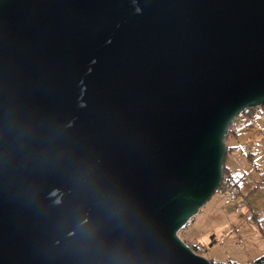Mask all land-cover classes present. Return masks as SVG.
Masks as SVG:
<instances>
[{
    "label": "water",
    "instance_id": "water-1",
    "mask_svg": "<svg viewBox=\"0 0 264 264\" xmlns=\"http://www.w3.org/2000/svg\"><path fill=\"white\" fill-rule=\"evenodd\" d=\"M264 102V0H0V264H212L178 235Z\"/></svg>",
    "mask_w": 264,
    "mask_h": 264
},
{
    "label": "rangeland",
    "instance_id": "rangeland-1",
    "mask_svg": "<svg viewBox=\"0 0 264 264\" xmlns=\"http://www.w3.org/2000/svg\"><path fill=\"white\" fill-rule=\"evenodd\" d=\"M245 116L236 118L233 131L241 126L225 140L232 147L224 161L232 183H223L178 231L213 263L250 264L264 253V113H255L247 123ZM237 192L243 195L245 212Z\"/></svg>",
    "mask_w": 264,
    "mask_h": 264
},
{
    "label": "trees",
    "instance_id": "trees-1",
    "mask_svg": "<svg viewBox=\"0 0 264 264\" xmlns=\"http://www.w3.org/2000/svg\"><path fill=\"white\" fill-rule=\"evenodd\" d=\"M255 113H256V112H255V108H254V107H250V108H245V109H243V110L237 115V117H235V119H233L232 122L229 124L228 130H227V133H226V135H225V140H226V137L228 136V134H229L230 132L233 131V129H232V125H233V123L235 122L236 118H238V116H239L240 114H246V115H248V116H253ZM226 146H227V152H226V155H227L228 151H230V150L232 149V147L229 146V145H226ZM226 155H225V158H226ZM225 158H224V160H223L224 177H223V180H222L221 185L219 186V188L222 187L223 183L225 184L224 179H225V177L227 176V174L229 175V173H228V171H227V168H226V166H225V163H224ZM193 250H194V249H193ZM212 264H224V263H223V262H218V263H213V262H212ZM231 264H232V263H231ZM250 264H264V253H262V254H261L259 257H257L256 259H254Z\"/></svg>",
    "mask_w": 264,
    "mask_h": 264
},
{
    "label": "built area",
    "instance_id": "built-area-1",
    "mask_svg": "<svg viewBox=\"0 0 264 264\" xmlns=\"http://www.w3.org/2000/svg\"><path fill=\"white\" fill-rule=\"evenodd\" d=\"M253 107L255 108V112H256V113H262V112L264 113V102L261 103V104L255 105V106H253ZM224 181H225V185H224V187H225L226 185H228V184H231V183H232L231 176H226L225 179H224ZM230 193H231V194H235V191H234V190H230ZM237 194H238V196H239V198L241 199V202H242L240 208H242V209H243V212H245V211L247 210V208L244 206V203H243V201H244V199H243V195H242L241 193H239V192H237ZM244 207H245L246 209H244Z\"/></svg>",
    "mask_w": 264,
    "mask_h": 264
},
{
    "label": "crops",
    "instance_id": "crops-1",
    "mask_svg": "<svg viewBox=\"0 0 264 264\" xmlns=\"http://www.w3.org/2000/svg\"><path fill=\"white\" fill-rule=\"evenodd\" d=\"M246 118H245V121H244V123H247L251 118H253L254 116H252V117H249L248 115L247 116H245ZM239 118V117H238ZM247 121V122H246ZM235 122H236V120H235ZM249 124V123H248ZM241 126V124H236V127H234V131L232 132V136H233V138H234V136H235V134H237V129L239 128ZM230 175V174H229ZM210 260V259H209Z\"/></svg>",
    "mask_w": 264,
    "mask_h": 264
}]
</instances>
